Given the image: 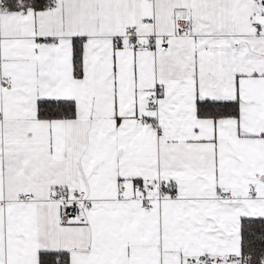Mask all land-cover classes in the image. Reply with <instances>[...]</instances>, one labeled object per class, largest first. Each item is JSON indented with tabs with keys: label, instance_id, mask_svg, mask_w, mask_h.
Here are the masks:
<instances>
[{
	"label": "snow or ice",
	"instance_id": "6c2138e0",
	"mask_svg": "<svg viewBox=\"0 0 264 264\" xmlns=\"http://www.w3.org/2000/svg\"><path fill=\"white\" fill-rule=\"evenodd\" d=\"M0 264H264V0H0Z\"/></svg>",
	"mask_w": 264,
	"mask_h": 264
}]
</instances>
